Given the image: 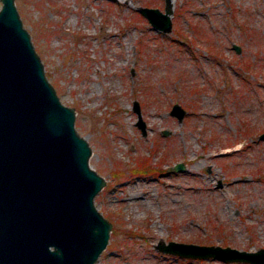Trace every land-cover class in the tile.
<instances>
[{
	"label": "rangeland",
	"instance_id": "1",
	"mask_svg": "<svg viewBox=\"0 0 264 264\" xmlns=\"http://www.w3.org/2000/svg\"><path fill=\"white\" fill-rule=\"evenodd\" d=\"M14 1L105 178L94 202L112 226L93 264H251L156 243L264 246V0H170L169 30L137 9L165 0Z\"/></svg>",
	"mask_w": 264,
	"mask_h": 264
},
{
	"label": "water",
	"instance_id": "2",
	"mask_svg": "<svg viewBox=\"0 0 264 264\" xmlns=\"http://www.w3.org/2000/svg\"><path fill=\"white\" fill-rule=\"evenodd\" d=\"M169 4L165 0L164 10L148 4L137 9L155 28L169 30ZM132 107L145 131L137 98ZM169 112L180 119L186 109L173 101ZM75 113L46 74L15 1L1 0L0 264H93L107 244L112 221L94 202L105 178L89 163L91 145L77 131ZM258 135L264 138V129ZM174 168L182 169L183 162ZM156 246L184 256L264 264V246L176 239Z\"/></svg>",
	"mask_w": 264,
	"mask_h": 264
},
{
	"label": "trees",
	"instance_id": "3",
	"mask_svg": "<svg viewBox=\"0 0 264 264\" xmlns=\"http://www.w3.org/2000/svg\"><path fill=\"white\" fill-rule=\"evenodd\" d=\"M150 159L148 156L143 157V155L138 156L135 160H134V164L135 167L138 171H148L150 168V170H154L152 167V164L150 163ZM135 169V168H134Z\"/></svg>",
	"mask_w": 264,
	"mask_h": 264
},
{
	"label": "bare ground",
	"instance_id": "4",
	"mask_svg": "<svg viewBox=\"0 0 264 264\" xmlns=\"http://www.w3.org/2000/svg\"><path fill=\"white\" fill-rule=\"evenodd\" d=\"M173 4H174V1H170V4H169V5H170V7H172V6H173ZM211 170H212V169H211ZM193 171H194V170H193ZM190 173H191V172H190ZM188 186H189V185H188ZM188 186H187V187H188ZM190 186H191V185H190ZM137 195H138V194H137ZM142 196H143V195H142ZM139 199H140V197H139Z\"/></svg>",
	"mask_w": 264,
	"mask_h": 264
}]
</instances>
